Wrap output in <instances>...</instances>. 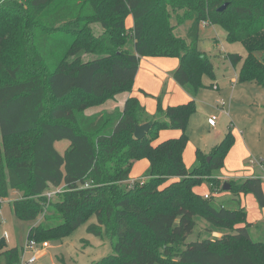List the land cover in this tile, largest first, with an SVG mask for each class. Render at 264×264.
<instances>
[{
  "label": "trees",
  "instance_id": "trees-1",
  "mask_svg": "<svg viewBox=\"0 0 264 264\" xmlns=\"http://www.w3.org/2000/svg\"><path fill=\"white\" fill-rule=\"evenodd\" d=\"M31 5L48 9L40 24L50 26L28 23ZM175 10L182 14L173 24ZM202 21L245 47L238 80L264 87V0H0V200L11 189L22 193L11 206L19 219L36 222L28 239L60 240L94 216L87 231L108 234L112 252L92 264H264V241L250 237L239 198L251 193L264 207L262 179H228L230 197L216 203L211 196L224 191L216 172L234 143L230 128L208 153L195 150L191 169L183 160L194 96L203 75L214 78L198 45ZM185 22L181 35L176 30ZM140 56L177 57L172 76L193 98L167 107L158 101L154 118L135 96L123 108L87 114L131 91ZM229 56L233 64L242 59ZM145 122L151 127L136 138L135 126ZM169 128L180 134L159 141ZM63 139L69 146L61 154L54 144ZM142 158L148 167L131 180ZM203 182L208 197L195 190ZM196 217L223 235L187 241ZM5 247L0 238V264H19L18 249Z\"/></svg>",
  "mask_w": 264,
  "mask_h": 264
},
{
  "label": "rangeland",
  "instance_id": "rangeland-1",
  "mask_svg": "<svg viewBox=\"0 0 264 264\" xmlns=\"http://www.w3.org/2000/svg\"><path fill=\"white\" fill-rule=\"evenodd\" d=\"M26 7L28 23L34 24L39 30L44 25H51V23L40 24V21L45 19L44 15L48 14L46 13L47 8L44 6L38 8L33 5ZM175 14L181 15L182 10H175L171 16L173 24L176 23ZM187 27L188 22H185L179 25L176 31L184 35ZM93 31L95 34L100 33V26L94 24ZM46 34L47 36L63 35L60 31L57 33L56 30L54 33L47 30ZM199 39V48L209 56L213 63L214 78L210 79L203 75V87L194 96L196 111L191 115L187 124L188 141L183 151L187 162L186 167L191 169L196 163L195 147L204 149H207L206 147L209 145L213 147L220 141L213 140V136L223 128L224 133L230 128L234 136V143L225 156L223 168L216 172L221 177V183H228L229 180L224 178L238 180L247 175L258 176L264 183V87L254 81L238 80L239 69L246 55V49L240 42H229L222 26L210 23L201 26ZM128 47L132 49V44L128 43ZM233 54L240 55L242 59L233 64L229 56ZM91 57V54L82 56L83 59ZM234 78L236 81H233ZM142 94L148 100L146 112L151 118H154L158 101L164 107V92L155 97L146 92H142ZM212 116L215 117V128L208 122ZM61 146L62 143H59L58 149ZM139 166H141V162H136L131 168V178L137 179L143 174L144 170L141 171ZM199 190L202 194L211 191L206 182L200 184ZM216 193L212 192L211 196L218 203L223 197ZM18 195L21 197L22 193L10 192L9 199H14ZM9 199L0 200V238L6 244L5 249L13 247L18 249L19 264H92L112 252V240L108 234L103 233L102 236H96L87 231V226L96 221V218L91 216L62 239L46 240L49 242V246L40 250L35 255L33 262L28 263V258L34 255L36 250L42 249L39 245L33 249L26 247V242L29 240L28 231L35 222L19 219L13 213ZM258 207L260 213L263 214V207L260 205ZM258 216L259 218L251 228V234L254 239L264 241V217L259 214ZM41 219L42 215L38 216V221ZM195 226L187 241L206 236L216 238L213 235L214 231H207L208 224L202 218L196 217ZM215 232L222 234L220 231Z\"/></svg>",
  "mask_w": 264,
  "mask_h": 264
},
{
  "label": "crops",
  "instance_id": "crops-1",
  "mask_svg": "<svg viewBox=\"0 0 264 264\" xmlns=\"http://www.w3.org/2000/svg\"><path fill=\"white\" fill-rule=\"evenodd\" d=\"M132 24H133L132 17L129 15L126 18V27L130 28L132 26ZM207 24H208L207 22L205 24L201 23L200 28H201V26L207 25ZM128 43L132 44V49H130L128 47ZM126 46H127L126 48L129 51H134L133 42L131 40H129L126 43ZM178 64H179V59L177 57L140 56L137 73L134 77L133 86H132L131 91L130 92H122V93L115 95L114 98L107 100L103 103V104L108 103L106 105L101 104L99 106H95V107L90 108V109L88 108V109H86V113L92 114L95 112H99L101 110H112L116 106L119 108H123L125 100L129 96L137 97L138 100L140 101V103L144 106V108L146 110L148 100H147V97L146 98L143 97L144 95L142 94V92H146L148 94H151L153 97L164 92V94H163L164 107H167L169 105H176V104H181V103L187 102L188 100L192 99L193 97L181 85H179V83H177V81L172 76V72L174 71V69H176ZM233 81H236V78H234ZM119 95H121V97H119ZM153 101H155V100L153 99ZM210 125L213 126V128H215L216 123L210 124ZM179 134H180V131H178L177 129L160 130L158 140L160 141V140H164L167 138H174V137H177ZM223 135H224V128L222 130L218 131L217 134H215L213 136V140H215V141L221 140L223 138ZM59 143H62V146L60 149H58ZM54 145H55V148L59 151V153L63 154L64 151L69 146V142L67 140L63 139V140L56 141ZM197 148H199V147L194 148V156H195V150ZM206 148L207 149H204V148H199V149L202 150L204 153H208L212 147L209 145ZM195 159H196V156H195ZM183 160H184V163L186 165L187 162H186V159L184 158V156H183ZM136 162L137 163L141 162V166H139V168H141V171H143V170L145 171L146 170L145 168H147L148 164H149L148 160L145 158H142V160L134 161L133 166ZM248 176H250V175H247L246 177H248ZM129 177H130V175H129ZM250 177H258V176H250ZM134 178L135 177H132V178L130 177L131 180H134ZM224 179H229V178H224ZM199 186H197L195 188V190L198 193L202 194L199 190ZM262 189L264 192V183H262ZM14 191L15 192L17 191V193H21L20 191H18L16 189H11L9 191V195H10V192L15 193ZM207 193H209V192H204V194H207ZM204 194H202V195H204ZM216 195L222 196L223 199H228L230 197V193L227 190L217 192ZM19 197H20V195L16 196L14 199L19 198ZM222 197H220V198H222ZM239 198L241 200V204L246 209L247 221L251 223V225L248 229L249 235L253 240H259V239H254L252 237L251 228L253 227V224L256 222V220L259 218L258 214L261 216L263 215V217H264V207L262 210L263 211V214H262V213H260V210L258 207L259 204H258L256 198L251 193L240 194ZM8 199H9V197H8ZM14 199H9V200L12 201ZM213 233H214L213 235H215L217 238L221 237L223 235V234H221L219 232H215V231ZM260 241H262V240H260Z\"/></svg>",
  "mask_w": 264,
  "mask_h": 264
},
{
  "label": "built area",
  "instance_id": "built-area-1",
  "mask_svg": "<svg viewBox=\"0 0 264 264\" xmlns=\"http://www.w3.org/2000/svg\"><path fill=\"white\" fill-rule=\"evenodd\" d=\"M202 23L205 24L206 21H202ZM222 104H223V103H222ZM214 118H215V117L212 116L211 119H209V123H210V124H214ZM263 181H264V179H263ZM61 188H62V186L55 187V188H53L52 190L46 192V195L50 197V196L53 195L56 191H60ZM208 195H209V194L207 193V194H204L203 196H204V197H208ZM26 244H27V246H26L27 248H28V247H31V248L33 249V248H35L37 245H39L40 248H42V249L36 250L35 253H34V255H32L31 257L28 258V263L33 262V260H34V258H35V255H36L40 250H43V249H45V248H47V247L49 246V242H48V241H41V242H38V241H36V240H34V239H29V240L26 242Z\"/></svg>",
  "mask_w": 264,
  "mask_h": 264
},
{
  "label": "water",
  "instance_id": "water-1",
  "mask_svg": "<svg viewBox=\"0 0 264 264\" xmlns=\"http://www.w3.org/2000/svg\"><path fill=\"white\" fill-rule=\"evenodd\" d=\"M227 3L222 4L218 9L219 10H223L226 7ZM151 127L150 123H142V124H137L135 126V130H134V136L136 138H142L145 136L146 132L149 130V128ZM223 190H228L230 188L229 183L225 182L222 185Z\"/></svg>",
  "mask_w": 264,
  "mask_h": 264
}]
</instances>
